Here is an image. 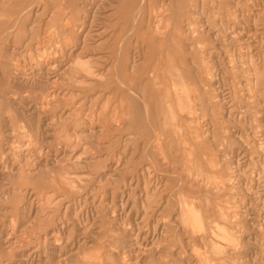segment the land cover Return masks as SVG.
<instances>
[{"label":"rangeland","instance_id":"1","mask_svg":"<svg viewBox=\"0 0 264 264\" xmlns=\"http://www.w3.org/2000/svg\"><path fill=\"white\" fill-rule=\"evenodd\" d=\"M0 264H264V0H0Z\"/></svg>","mask_w":264,"mask_h":264},{"label":"bare ground","instance_id":"2","mask_svg":"<svg viewBox=\"0 0 264 264\" xmlns=\"http://www.w3.org/2000/svg\"><path fill=\"white\" fill-rule=\"evenodd\" d=\"M177 1V0H176ZM185 1V0H184ZM188 3V2H187ZM176 6V5H175ZM177 6H178V4H177ZM186 6V5H185ZM184 7V6H183ZM178 8V7H177ZM178 10V9H177ZM176 10V11H177ZM176 11L174 12V14L176 13ZM178 12V11H177ZM180 14V13H179ZM175 18H176V15H175ZM162 20V19H161ZM161 20H160V22H161ZM162 23V22H161ZM160 23V24H161ZM164 23V22H163ZM177 23H179V22H177ZM158 24V23H157ZM176 25V24H175ZM157 26V25H156ZM159 27V26H158ZM161 27H163V26H161ZM175 27H177V25L175 26ZM69 29V28H68ZM193 29V28H192ZM181 30V29H180ZM180 32V31H179ZM178 32V33H179ZM123 49V48H122ZM121 52V51H120ZM121 55H122V53H121ZM121 55L119 56V57H121ZM133 57V56H132ZM122 58V57H121ZM132 65V64H131ZM53 67V66H52ZM132 67V66H131ZM132 71V70H131ZM125 84V83H124ZM217 116V115H216ZM123 117H125V116H123ZM121 118V117H120ZM154 140H155V138H154ZM193 141V140H192ZM192 146H194V144H191ZM188 147V146H187ZM190 148V147H189ZM187 151V150H186ZM190 151V150H189ZM188 152V151H187ZM194 154V153H193ZM191 155V154H190ZM192 156V155H191ZM211 164H214L215 165V163H213V162H211ZM213 165V166H214ZM211 166V165H210ZM212 166V167H213ZM215 167H216V165H215ZM215 167H213V169L215 168ZM216 169V168H215ZM191 171V170H190ZM190 174V173H189ZM216 174V173H215ZM213 179V178H212ZM217 179V178H216ZM220 180V179H219ZM219 180H218V183H219ZM195 205V204H194ZM193 208V207H192ZM226 215V214H225ZM228 218V217H227ZM216 224H218V222L216 223ZM215 224V225H216ZM197 225V224H196ZM217 226H219V225H217ZM223 226V225H222ZM220 228V227H219ZM227 227H225V229H226ZM221 230H222V227L220 228ZM222 231H224V232H226L225 230H222ZM227 232H228V230H227ZM229 233V232H228ZM223 235V234H222ZM225 235H228V234H225ZM202 249V248H201Z\"/></svg>","mask_w":264,"mask_h":264}]
</instances>
